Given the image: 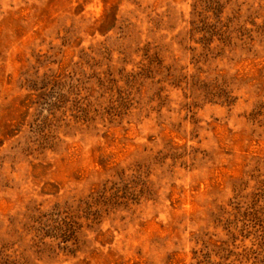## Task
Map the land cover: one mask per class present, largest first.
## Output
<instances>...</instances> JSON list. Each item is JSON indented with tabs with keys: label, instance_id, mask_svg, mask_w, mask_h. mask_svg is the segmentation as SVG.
Returning <instances> with one entry per match:
<instances>
[{
	"label": "rangeland",
	"instance_id": "obj_1",
	"mask_svg": "<svg viewBox=\"0 0 264 264\" xmlns=\"http://www.w3.org/2000/svg\"><path fill=\"white\" fill-rule=\"evenodd\" d=\"M0 264H264V0H0Z\"/></svg>",
	"mask_w": 264,
	"mask_h": 264
}]
</instances>
